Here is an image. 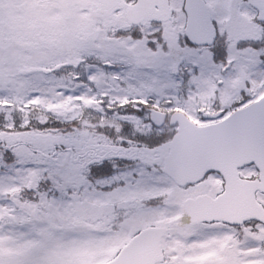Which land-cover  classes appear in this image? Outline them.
I'll list each match as a JSON object with an SVG mask.
<instances>
[{
    "label": "snow or ice",
    "instance_id": "snow-or-ice-1",
    "mask_svg": "<svg viewBox=\"0 0 264 264\" xmlns=\"http://www.w3.org/2000/svg\"><path fill=\"white\" fill-rule=\"evenodd\" d=\"M0 264H264V0H0Z\"/></svg>",
    "mask_w": 264,
    "mask_h": 264
}]
</instances>
